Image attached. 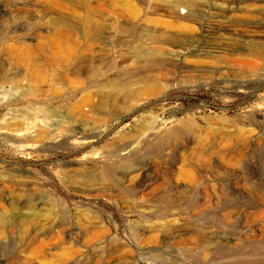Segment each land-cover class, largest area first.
<instances>
[{
    "label": "rangeland",
    "instance_id": "374dc122",
    "mask_svg": "<svg viewBox=\"0 0 264 264\" xmlns=\"http://www.w3.org/2000/svg\"><path fill=\"white\" fill-rule=\"evenodd\" d=\"M175 1L0 0V264H264V0Z\"/></svg>",
    "mask_w": 264,
    "mask_h": 264
},
{
    "label": "bare ground",
    "instance_id": "6f19581e",
    "mask_svg": "<svg viewBox=\"0 0 264 264\" xmlns=\"http://www.w3.org/2000/svg\"><path fill=\"white\" fill-rule=\"evenodd\" d=\"M189 4H191L190 0H178V1H175L174 2V7H171L170 10H167L166 12L173 19H176V18L183 19V17H188L192 13L189 10V7H188ZM180 7H181V10L179 11L178 8H180ZM90 14L91 13L88 12L87 15L82 19V23H81V34L80 35L86 41H93L94 37H95V34H96L95 33L94 24H93V21H92V18L90 16ZM47 20L51 24H54V22H53L54 20H52V18H48ZM153 21H156V20H153ZM60 22L61 23L62 22L65 23L63 20H60L59 23ZM64 26L69 27V29H63V31L62 30H58L56 32V35H57L58 38H60V41H63L62 45H64V47L60 48V50H59L61 52V56L62 57H67V56H69L71 54L78 53L80 47H79L78 50H75L73 47L71 49L70 47H66L65 45H67V44L69 45V43L70 44L72 43V45H75V44H79L80 45V43H79V41H77L75 39H72V30L71 29H72L73 26L71 27L69 24L68 25L64 24ZM182 27H183V25H182ZM40 38H41L40 41L33 47L32 51H30L29 47L26 44L22 45L20 47L21 54H18L17 57L15 58L17 62H21V61H26L27 62L28 66H26V69L29 70V73H30L31 77L34 78L38 83L39 82H43L42 81L43 77H44L43 72H42L41 69L37 68L38 66L42 67V65H41V63L37 62V60L33 57V55L31 53L33 51L41 50L43 48L45 42H47V40H48L47 35L41 36ZM86 49H88V47ZM83 50L84 49L82 48L80 51H83ZM252 52H255V50H252ZM25 54L28 55V56H26ZM149 60H150V58H149ZM48 61L50 63L49 65H51V63L54 66H55V64L56 65L58 64L56 61H53L52 58L50 60H48ZM71 73H74V74L78 73V67H77L76 64L71 69ZM102 104H103V101L100 102V105H102ZM109 178H111V177H109ZM85 179L89 180V179H92V178L91 177H85ZM112 179H110V180H112Z\"/></svg>",
    "mask_w": 264,
    "mask_h": 264
}]
</instances>
